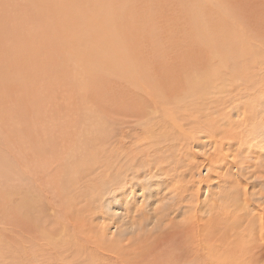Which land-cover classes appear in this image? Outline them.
Returning <instances> with one entry per match:
<instances>
[{
	"label": "rangeland",
	"instance_id": "1",
	"mask_svg": "<svg viewBox=\"0 0 264 264\" xmlns=\"http://www.w3.org/2000/svg\"><path fill=\"white\" fill-rule=\"evenodd\" d=\"M82 1L87 16L79 17L76 38H62L61 49L47 53L55 68L46 70L49 86L37 84L48 64L16 61L11 41L0 56L1 74L20 73L12 72L20 82L11 86L24 93L21 109L0 121L8 128L0 136L7 140L0 141V264H264V109L250 101L260 94L264 102V40L255 36L249 45L259 44L256 50L242 56L234 49L221 59L210 35L204 62L191 63L181 39L187 12H171L174 0H136L135 8V0ZM119 4L131 14L117 40H108L111 50L94 43L93 21ZM153 5L175 41H166ZM241 24L225 33L242 35ZM29 39L12 37L21 45ZM239 86L250 100L243 93L235 102ZM216 103L225 104L219 114L230 115L232 134L220 136L211 125ZM206 112L212 129L203 123ZM31 159L38 170L29 168ZM66 212L75 228L64 226ZM87 235L93 240L82 239Z\"/></svg>",
	"mask_w": 264,
	"mask_h": 264
},
{
	"label": "bare ground",
	"instance_id": "2",
	"mask_svg": "<svg viewBox=\"0 0 264 264\" xmlns=\"http://www.w3.org/2000/svg\"><path fill=\"white\" fill-rule=\"evenodd\" d=\"M194 1H196V0H194ZM152 2H154V1H152ZM22 3L14 2L13 0H0V56L2 55V53H5V50L3 49L4 46L7 47V45L11 41L13 43V45L9 44L11 46V48H17V49L15 50V52H12V51L9 52V54L15 53L14 56L17 57L16 61L24 62V61L28 60V62H33L37 67L34 69H38V67L41 68L42 66H45L46 64H48V67L45 66L47 68L44 69L43 73L37 77L38 82L37 81L36 82L39 86H49V82L47 79L48 72L46 70H49L50 72L52 71V73H54L55 68L52 67L51 61H50L47 53L61 49L60 43H61L62 38H64V39L76 38L77 33H78V29H79L78 19L80 16H87L86 15L87 9L83 6L82 0H23ZM179 3L177 0H174L172 2V7H169V10L171 12H173L174 14H176L177 17H179V14L177 13V8L182 7V10L187 12V18L185 17L183 19V21L185 23V27H184V31L181 35V39H182V42L186 46L185 52H184V57L187 60H189V62H191V63L200 62V64H202L201 61H203L205 59L203 57L207 56V52L205 50H210L211 45H212V47H215V49L218 47L219 54L221 55V57L218 55V53H216V54L218 55L219 58L222 59V57L224 56V53H226L225 57H227L228 55L231 54V52L233 53L234 49H236V52L239 51L240 55H242V56H243V54H245V55L248 54L249 50H251V49H252V51L256 50L257 47L260 46L259 44L253 42L252 45H249V41L257 40L255 38V36L258 37L259 41L264 40V0H202L200 4L199 3L198 4H189V5L187 4L185 6H182V5L180 6ZM155 5H153L155 7V8H153V10L156 11L154 21L157 24H159L160 30H161L163 36L166 38V41H168V42L175 41L176 38L172 36L171 30L169 29V21L166 19L165 15L162 13L161 6H155ZM136 6H137V2L135 0L134 1V8ZM214 6H215L216 10L213 8ZM125 7H126L125 4H119L117 6H111L107 9L108 13L106 14V16L104 17L103 20L98 22L96 19H94V21H93L94 28L92 31V37H93L94 43L99 44V42L101 41L102 46L104 45L111 50L116 49V45L112 46V44L108 43V40L109 39L117 40L118 26L123 23L124 18H128L129 15L131 14L129 10L125 9ZM34 8H36V10H34ZM125 12H127V13H125ZM180 15H182V14H180ZM171 16L174 18L175 15L171 14ZM143 20H145V19H143ZM237 20H238V22L242 21L241 25L243 27H245L243 32L240 30V33H242L243 36L242 35H231V34L227 35L225 32L228 33V31L232 30V26L237 22ZM234 21H236V22L233 24ZM141 22L144 24V21H141ZM216 22H217V25H216ZM239 25L237 24V26H239ZM217 26H218V28H217ZM242 26H240V27H242ZM97 27H101L104 30V37H102V38L99 37V35L97 34V30H96ZM165 28H167V30H164ZM24 29H27V30L21 31ZM137 29H139V26H137ZM141 29L144 30L142 28V26H141ZM246 31H248L250 33L246 34ZM251 31L254 32V34L251 33ZM17 32H22L24 34V37H31V39L26 40L23 45L15 44L12 40V37ZM145 35L147 38L148 33L145 32ZM210 35L213 38L212 41H214L215 43H212V44L210 43L211 45L210 44L208 45L207 40H209ZM237 41H238V45L236 47ZM20 42L23 43V40L21 39ZM205 44H207L206 49H205ZM262 46H264V45H262ZM212 50H213V48H212ZM254 52H256V51H254ZM116 53H117V51H116ZM5 57H7V56H5ZM36 59H39V61H36ZM12 62H14V61H12ZM93 62H94V58L90 57L89 63H93ZM224 62H225V60H224ZM16 63H18V62H16ZM17 65H19V64H17ZM16 68L17 67L12 68V70H14ZM29 68L26 67V65L23 67V69L26 70L27 72H30ZM23 69L19 68L17 70H21V71L25 72ZM36 71H38V70H36ZM12 72H17V71H12ZM12 72L11 73L9 72L8 75H2L0 72V121L2 120V114L9 115L11 109L15 108L17 110H20L21 106H22L21 101H22V98L24 96L23 89L22 88H14L11 86V82H13V81L16 82L15 85H13V86H18V84L20 82L18 79V76L14 77ZM19 74L20 73H18V75ZM30 75H27V76H30ZM3 81L5 82V84H3ZM23 85L26 86L27 84H23ZM28 86H31V85H28ZM259 87L260 86H258V88ZM241 88H242V86L240 87V89ZM262 88H259V89H262ZM240 89L238 90V96H236L235 102H239L238 101V99H240L239 96L243 97L242 96L243 93H245L247 95V89H241L242 91ZM262 92L263 91L258 92V93H262ZM4 93H6L7 96H5ZM253 94H254V92H253ZM248 95H249V93H248ZM248 95L247 96L244 95L245 96L244 101H246L247 98L249 100L251 99L248 97ZM157 96L158 95L153 94L154 99ZM258 96L255 95L254 98L251 99L250 101L255 102L258 106L262 107V110H263L264 109L263 108L264 102L261 101L260 99H256ZM261 96L263 97V95H261ZM29 101L33 105L36 112L39 113L41 110H40L39 105L36 102V98L30 97ZM219 102H220V100H219ZM218 104H219L218 113H217L218 117H216L218 119H216V122L211 123L214 120L211 121V119H210L211 116L209 117V113L206 112V114H204L203 123H205V125H206V123L207 124L211 123V125L216 124L215 128H218L219 134L222 132H226V131L228 134H232V125H231L232 119H231L230 115H228L229 118L223 116L222 117L223 119L221 120L220 116H222V115H220L219 113H221L220 109L223 110V108L225 107V104L216 103V107ZM231 104L228 103L227 108H229L231 106ZM253 106H255V105L253 104ZM260 107H258V108H260ZM227 108H225V110H227ZM240 108H241V106H240ZM225 110H224V114H226ZM235 113H237V112H235ZM213 118H215V117H213ZM259 119L261 120V118H259ZM263 119H264V117H263ZM244 120H247V119H244ZM34 122H36V121L35 120H29V128H33ZM246 124L250 125V123H248V122ZM208 125H206V126H208ZM252 126H253V124H252ZM208 127L211 128L210 126H208ZM235 127H237V126H234V128ZM246 127H245V130L247 129ZM34 128H35V126H34ZM1 129H2L4 134L8 133L7 132L8 128H7L5 123L3 124V127ZM1 129H0V136H3L4 134L2 133ZM240 129H241V127L238 129L236 128L237 135H235V136L237 139L239 138V135L243 134V131H241ZM250 129H252V128H250ZM204 130H206V129H204ZM213 130L211 132H213ZM254 130L255 129H253L251 131L256 132ZM184 132H185V130H184ZM227 133H226V135H227ZM192 135H194V134H192ZM220 136H222V135L220 134ZM235 136L232 135V137H235ZM1 138H0V141L3 140ZM223 138H226V137H223ZM229 138H231V137H229ZM231 140H232V138H231ZM4 141L5 140H3V142ZM245 141H247V140H245ZM12 142L13 141L10 140L9 145ZM14 144H16V143L14 142ZM0 146H2V145H0ZM15 146L18 147V145H15ZM224 146H222V147H224ZM248 146H250V145H248ZM2 147H4V146H2ZM7 147H9V146H7ZM17 152H18V150H17ZM10 153H8V154H10ZM35 161L33 159L31 162H28V163H30V164H28L29 168L31 170L33 169V171H34V168L36 167V166H34ZM44 161H46L45 158H44ZM42 164H43V162H42ZM39 165H41L40 162L37 165V167H40ZM44 166H46V164ZM38 169L39 168H37V170ZM241 169H242V166L241 167L239 166L237 171L240 172ZM10 174H12V173H10ZM31 175H32V171H31ZM11 176H13V175H11ZM2 179H0V180H2ZM15 182H17V181H15ZM1 183H3V182H1ZM6 188H7V186H6ZM4 191H5V189H4ZM63 206H65V205L62 204V207ZM68 207H70V206H68ZM60 209H62V208H60ZM68 214L69 213L66 212L65 216L63 215L64 216L63 219H66L64 226L67 227V230L69 228L72 229V227H74L73 222H71V220H73V219H70L69 216H67ZM60 219L61 218H59V220ZM69 225H71L72 227H69ZM143 226H140V227L142 228ZM128 228L131 230L134 227L133 226H127V228L125 230L127 231ZM63 229L65 230V228H63ZM133 230H135V229H133ZM120 232H121V230H120ZM88 234H89V232H88ZM83 238L85 241L93 240L94 236L92 238V236L87 235L86 237L83 236L82 239ZM114 239L117 241H120V238H117V239L114 238ZM136 239L138 240V238H136ZM78 240L80 242L81 239L78 238ZM98 242H100V241H98ZM71 243L73 244L74 242H71ZM95 244H97V243H95ZM100 244H101V242H100ZM82 246H83V243H82ZM88 246L89 245L86 246V244H85L83 246V248L86 249V247H88ZM97 246H99V245H97ZM83 251L85 252L86 250H83ZM125 251H126V249H125Z\"/></svg>",
	"mask_w": 264,
	"mask_h": 264
}]
</instances>
